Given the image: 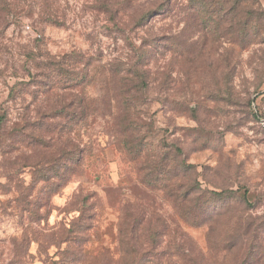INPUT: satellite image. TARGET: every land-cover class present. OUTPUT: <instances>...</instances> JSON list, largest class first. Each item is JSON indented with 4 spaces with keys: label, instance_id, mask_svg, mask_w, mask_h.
Segmentation results:
<instances>
[{
    "label": "rangeland",
    "instance_id": "1",
    "mask_svg": "<svg viewBox=\"0 0 264 264\" xmlns=\"http://www.w3.org/2000/svg\"><path fill=\"white\" fill-rule=\"evenodd\" d=\"M0 116V264H264V0H0Z\"/></svg>",
    "mask_w": 264,
    "mask_h": 264
},
{
    "label": "trees",
    "instance_id": "2",
    "mask_svg": "<svg viewBox=\"0 0 264 264\" xmlns=\"http://www.w3.org/2000/svg\"><path fill=\"white\" fill-rule=\"evenodd\" d=\"M190 3L194 4L195 0H189ZM158 15V14H156ZM155 16V15H154ZM143 64L141 62L135 64V69L133 73L131 71H128V74H134L132 79H127L125 77V74L121 75L119 83V88L116 90L117 96L119 98V101H116V109L119 112H122L123 115L126 116V123L127 125H132L133 122L137 121V110H136V103H137V96L140 95L141 92L144 91V87L146 85L145 83V71H143L142 66ZM39 67V65H37ZM48 66V65H46ZM140 100V97H138ZM91 107V102H88L87 104L84 101V107L86 112ZM257 115V113H256ZM1 117V116H0ZM258 120H259V116ZM2 119V118H1ZM87 119V116H86ZM87 121V120H86ZM114 128V126H113ZM116 128V126H115ZM80 161V160H79Z\"/></svg>",
    "mask_w": 264,
    "mask_h": 264
},
{
    "label": "built area",
    "instance_id": "3",
    "mask_svg": "<svg viewBox=\"0 0 264 264\" xmlns=\"http://www.w3.org/2000/svg\"><path fill=\"white\" fill-rule=\"evenodd\" d=\"M27 30L30 31L31 28H30V27H27ZM259 122H260V124H261V127L264 129V119L261 118V117H259Z\"/></svg>",
    "mask_w": 264,
    "mask_h": 264
}]
</instances>
